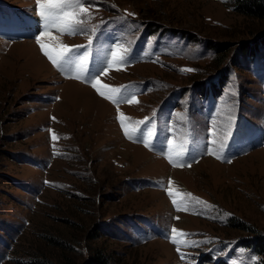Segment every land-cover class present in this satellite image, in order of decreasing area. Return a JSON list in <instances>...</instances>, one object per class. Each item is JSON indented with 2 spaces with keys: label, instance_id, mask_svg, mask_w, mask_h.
Returning <instances> with one entry per match:
<instances>
[{
  "label": "rangeland",
  "instance_id": "rangeland-1",
  "mask_svg": "<svg viewBox=\"0 0 264 264\" xmlns=\"http://www.w3.org/2000/svg\"><path fill=\"white\" fill-rule=\"evenodd\" d=\"M238 2L88 0L94 32L52 31L69 46L91 37L88 74L135 94L119 111L149 118L145 147L116 104L43 54L37 0H0V264H264L251 240L264 236V19ZM117 45L129 62L105 75ZM168 140L184 144L185 166L169 162ZM172 176L202 203L177 210ZM172 228L198 246L178 252Z\"/></svg>",
  "mask_w": 264,
  "mask_h": 264
},
{
  "label": "snow or ice",
  "instance_id": "snow-or-ice-1",
  "mask_svg": "<svg viewBox=\"0 0 264 264\" xmlns=\"http://www.w3.org/2000/svg\"><path fill=\"white\" fill-rule=\"evenodd\" d=\"M87 2L88 0H37L38 15L41 17L44 25L43 31H41L35 37L36 42L40 46L43 54L59 71L69 75V78L83 79L84 82L89 83L101 97L117 105V119L120 122L124 135L129 140H139V142L143 143L145 147H151V140L155 135L154 130L144 131L142 128L149 118L146 117L144 120H132L131 118L126 117L124 113L119 111L120 103H139L135 94H128L126 91L127 86H124L123 88H115L106 84H102L98 79L99 73L93 77L89 76L87 68L89 59L88 53L87 51L80 53L79 49L83 47L90 48L92 44L91 37H89L87 46H69L57 41L56 38L52 36L53 30H56L60 34L66 35L85 34L87 31L94 32L96 30L95 28L89 29L87 27V22L92 19L89 8L85 7ZM45 38L52 40L53 44H45L43 42ZM127 53L128 49L126 47L117 45L116 50L110 54V61L107 62L105 68L101 69L103 74L107 75V70L112 68L114 65L128 63L129 61L127 59ZM182 71H193V69H184ZM72 73H75V75L73 76ZM153 116H155V113H153ZM233 119L234 118L232 116L228 117L229 124L233 122ZM213 135H216L215 131H213ZM223 135L224 139L226 140L231 135L230 128L226 130ZM52 139L56 140L58 137L53 134ZM167 143L170 149L167 156L169 162L176 167L185 166L183 157L186 154L187 149L185 148L184 144L175 145L173 140H168ZM216 143V139L210 141L211 145H215ZM220 143L223 145L224 141H221ZM177 148L179 150H177ZM207 154L215 155L211 148L207 149ZM217 158L219 159L220 157L218 156ZM172 184L173 182L169 180L165 191L172 198V203L176 206L177 210H181L182 202L185 203L183 210H188L187 203L189 201L202 203L196 198L191 197V194L182 193L179 189L174 192L172 189ZM171 233L172 243L177 246L178 252L180 251L181 247L198 246L197 242H189L183 239L189 234L184 233L181 230L172 228ZM181 255L182 258H184V254L181 253Z\"/></svg>",
  "mask_w": 264,
  "mask_h": 264
},
{
  "label": "trees",
  "instance_id": "trees-1",
  "mask_svg": "<svg viewBox=\"0 0 264 264\" xmlns=\"http://www.w3.org/2000/svg\"><path fill=\"white\" fill-rule=\"evenodd\" d=\"M239 2L236 5L238 11L245 15H251L258 19H264V0H238ZM253 237V238H252ZM251 240L258 237V239H263L259 241L255 240L253 249L260 256V258H264V236L263 235H252ZM250 247V245H247ZM105 259L100 258V256L95 257L91 262L86 264H105ZM20 264H59L53 262L50 259L42 258L41 259H32V260H24L21 261Z\"/></svg>",
  "mask_w": 264,
  "mask_h": 264
},
{
  "label": "bare ground",
  "instance_id": "bare-ground-1",
  "mask_svg": "<svg viewBox=\"0 0 264 264\" xmlns=\"http://www.w3.org/2000/svg\"><path fill=\"white\" fill-rule=\"evenodd\" d=\"M38 55V54H37ZM38 65H39V67H38ZM43 67H46V66H44V65H40V64H38L37 63V69L40 71V70H43L42 68ZM171 181L173 182V184H172V189H176L177 188V186H178V182H177V180H176V178L174 177V176H172L171 177ZM180 220L182 219V216H180V218H179Z\"/></svg>",
  "mask_w": 264,
  "mask_h": 264
}]
</instances>
